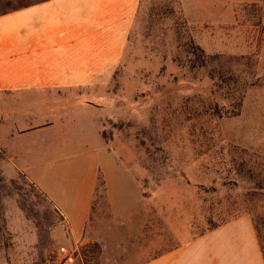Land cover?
<instances>
[{
	"label": "rangeland",
	"instance_id": "obj_1",
	"mask_svg": "<svg viewBox=\"0 0 264 264\" xmlns=\"http://www.w3.org/2000/svg\"><path fill=\"white\" fill-rule=\"evenodd\" d=\"M23 2L0 0V12ZM156 2L143 1L128 57L112 72L109 88L63 93L76 105L91 106L88 113L102 146L139 191L135 202L122 178L125 205L136 204L132 220L119 224L110 215L100 178L88 226L91 241L71 264H139L242 213L251 215L264 248L263 62L205 52L197 29L182 19L177 5L153 14ZM248 14L257 21L258 9ZM188 37L205 52L204 68L180 49ZM97 150L104 167L111 165V155ZM5 154L0 148V160ZM8 211L22 213L27 234L37 235L36 244L21 231L18 239L8 236ZM11 219L18 232L17 216ZM58 222L34 186L0 167V248L16 250L17 264L31 254V264H57L60 245L56 247L52 232ZM56 233L57 244L68 248L62 228ZM5 257L0 250V264Z\"/></svg>",
	"mask_w": 264,
	"mask_h": 264
},
{
	"label": "crops",
	"instance_id": "obj_2",
	"mask_svg": "<svg viewBox=\"0 0 264 264\" xmlns=\"http://www.w3.org/2000/svg\"><path fill=\"white\" fill-rule=\"evenodd\" d=\"M23 3L0 12V148L6 153L0 167L11 178L22 175L48 201L59 220L53 242L59 249L67 247L57 244L61 227L74 256L91 241L88 226L98 178L104 183L110 215L119 224L132 220L136 204L125 205L122 178L135 193V202L139 191L134 179L102 146L88 113L91 106L76 105L63 93L110 87L112 72L128 57L141 0ZM179 3L205 52L245 55L264 65V0ZM256 9L254 22L248 13ZM245 15L252 19H244ZM93 144L111 155V165L104 167ZM5 216L8 236L14 240L19 231L27 234L28 221L20 211L18 215L8 211ZM15 216L18 232L11 219ZM25 239L32 244L38 241L35 233ZM0 250L6 253L5 264H17L16 250ZM34 261L31 254L23 264ZM139 264H264V254L252 217L242 214Z\"/></svg>",
	"mask_w": 264,
	"mask_h": 264
},
{
	"label": "trees",
	"instance_id": "obj_3",
	"mask_svg": "<svg viewBox=\"0 0 264 264\" xmlns=\"http://www.w3.org/2000/svg\"><path fill=\"white\" fill-rule=\"evenodd\" d=\"M143 1L144 0H141L140 11H141V8H142V5H143ZM174 4L177 5V8H178L177 10L181 14L182 19L184 21H186L185 18L183 17V15H182L179 0H160L159 2L157 0V2L153 5V8L150 11L153 12V14H156V13H159L160 12V10L162 9L163 6L164 7H167V5L170 6V5H174ZM172 13H173V11H172ZM179 47H180V49H182L183 53L190 59V61H192V63H194V64L196 63L197 64V66H198L199 69L205 67V64L206 63L203 61V58L206 57L205 52L202 49H200L198 46H196L194 44L193 40L190 37H188L187 40H186V42L182 43L181 46H179ZM238 114H239L238 112L235 113V115H238ZM100 178H98V183H97V187H96V194H95V198H94V203H95V200H96V197H97L96 195H97V191H98V188H99ZM103 184L104 183L102 182V185L101 186H104ZM242 214H248V213H242ZM242 214L236 215L233 218H230V219H228L226 221H223L222 223L213 226L212 228L208 229L207 231L213 230L216 227H218V226H220V225H222V224H224V223H226V222H228V221H230V220H232V219H234L237 216H240ZM248 215H250V214H248ZM254 227L256 229V233H257V236H258V240L260 242V245H261V248H262V251H263V254H264V248H263V246L261 244V237L259 235V232H258L257 227H256L255 224H254ZM207 231H205V232H207Z\"/></svg>",
	"mask_w": 264,
	"mask_h": 264
},
{
	"label": "built area",
	"instance_id": "obj_4",
	"mask_svg": "<svg viewBox=\"0 0 264 264\" xmlns=\"http://www.w3.org/2000/svg\"><path fill=\"white\" fill-rule=\"evenodd\" d=\"M60 258L57 264H71L73 258V252L70 249L61 247L59 249Z\"/></svg>",
	"mask_w": 264,
	"mask_h": 264
}]
</instances>
